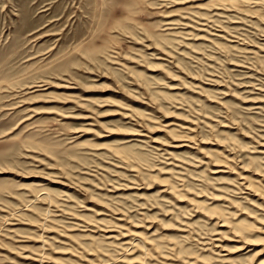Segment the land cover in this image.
<instances>
[{"label": "rangeland", "instance_id": "1", "mask_svg": "<svg viewBox=\"0 0 264 264\" xmlns=\"http://www.w3.org/2000/svg\"><path fill=\"white\" fill-rule=\"evenodd\" d=\"M0 264H264V0H0Z\"/></svg>", "mask_w": 264, "mask_h": 264}]
</instances>
